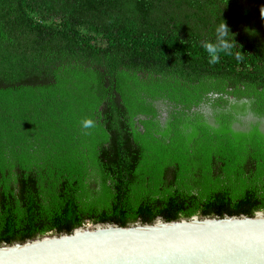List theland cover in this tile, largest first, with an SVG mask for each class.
Instances as JSON below:
<instances>
[{"label":"trees","instance_id":"trees-1","mask_svg":"<svg viewBox=\"0 0 264 264\" xmlns=\"http://www.w3.org/2000/svg\"><path fill=\"white\" fill-rule=\"evenodd\" d=\"M263 117L264 0H0V244L264 212Z\"/></svg>","mask_w":264,"mask_h":264},{"label":"water","instance_id":"water-1","mask_svg":"<svg viewBox=\"0 0 264 264\" xmlns=\"http://www.w3.org/2000/svg\"><path fill=\"white\" fill-rule=\"evenodd\" d=\"M0 264H264V212L87 224L0 244Z\"/></svg>","mask_w":264,"mask_h":264},{"label":"rangeland","instance_id":"rangeland-1","mask_svg":"<svg viewBox=\"0 0 264 264\" xmlns=\"http://www.w3.org/2000/svg\"><path fill=\"white\" fill-rule=\"evenodd\" d=\"M161 101H164L163 103H164L165 105L167 104V101H166V100H161ZM228 101H229V103H231V104L235 103V101L230 100V99H228ZM243 102L246 103V101L242 100L241 103H243ZM163 103H162V104H163ZM201 110H202V112H204V113L206 114L207 117H208V115L211 114V109H210V106H209V105H208V106H204ZM209 118H210V117H209ZM238 118H239V116H238ZM240 119H241V122H242V123H241V122H238V121H234V122H233L234 126H235L236 128H238V129H240V130L247 129V127H248V123H249L250 121H256V120H257V118H255L250 112H247L245 115H242V116L240 117ZM260 124H261V128H262L263 131H264V117L260 119Z\"/></svg>","mask_w":264,"mask_h":264},{"label":"flooded vegetation","instance_id":"flooded-vegetation-1","mask_svg":"<svg viewBox=\"0 0 264 264\" xmlns=\"http://www.w3.org/2000/svg\"><path fill=\"white\" fill-rule=\"evenodd\" d=\"M164 101L161 100H156L154 101V106L157 109L156 112V119L160 122V123H164V121L167 119V116L169 115L170 111L172 110V106L170 107L168 104H170L169 102H167V104L165 105L163 103ZM163 103V104H162ZM204 106H208V104L206 102L201 103L199 105V107L197 108L199 111H201V109ZM177 109V108H176ZM209 121H211V118H208ZM140 126V125H139ZM232 128L234 129H238L234 126V124H232ZM260 128H261V124H260ZM262 129V128H261ZM263 130V129H262Z\"/></svg>","mask_w":264,"mask_h":264}]
</instances>
